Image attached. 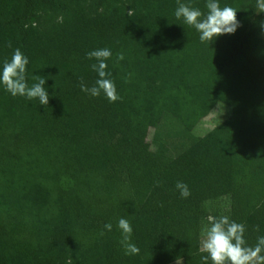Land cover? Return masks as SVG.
I'll use <instances>...</instances> for the list:
<instances>
[{"label": "trees", "instance_id": "1", "mask_svg": "<svg viewBox=\"0 0 264 264\" xmlns=\"http://www.w3.org/2000/svg\"><path fill=\"white\" fill-rule=\"evenodd\" d=\"M218 3L240 26L209 44L177 0H0V69L19 48L26 82L49 93L43 106L0 83V264H202L207 204L221 199L249 245L264 235V13ZM104 48L116 102L79 87L95 85L87 53ZM218 104L229 115L196 136Z\"/></svg>", "mask_w": 264, "mask_h": 264}, {"label": "clouds", "instance_id": "2", "mask_svg": "<svg viewBox=\"0 0 264 264\" xmlns=\"http://www.w3.org/2000/svg\"><path fill=\"white\" fill-rule=\"evenodd\" d=\"M178 2L175 11L177 19H183L184 23L192 26L200 35L201 42L210 44L215 38L224 34H233L240 26L237 19V10L231 6L221 7L218 0H207V12H202L199 8L191 7L185 3ZM255 10L257 13H264V0H256ZM11 47V42L8 44ZM110 49H97L87 53L89 59L95 58L96 63L92 64V69L97 72L98 79L95 85L87 87L83 81L80 82V90L88 93L92 97H98L104 93L109 102H116L121 99L117 94L115 83L109 79L110 73L106 71L108 65L106 61L111 58ZM123 53L117 54V60H123ZM28 58L19 48L15 49L10 60L3 63L0 69V83L12 96L27 97L29 100L38 99L40 105L47 106L49 103V93L45 88L46 80L35 76L37 83L28 85L26 82V66ZM62 118V117H61ZM176 188L183 198L190 196V191L186 184L177 182ZM105 229L111 231L112 225L107 223ZM118 227L122 231L121 243L124 246L126 255L139 254V248L131 243L132 226L127 219L121 218ZM259 231V226L256 227ZM245 225L231 221L228 216L216 217L208 215L206 223L201 229L200 252L207 253L201 257L202 264H264V235L257 238L255 245H249L245 238ZM103 234V233H101Z\"/></svg>", "mask_w": 264, "mask_h": 264}, {"label": "rangeland", "instance_id": "3", "mask_svg": "<svg viewBox=\"0 0 264 264\" xmlns=\"http://www.w3.org/2000/svg\"><path fill=\"white\" fill-rule=\"evenodd\" d=\"M229 115L228 108L221 106L220 104L214 106V108L210 111L209 115L197 126L194 131L196 136H204L209 131L214 129L223 119H225ZM154 136V130L150 132V140H152ZM211 215L216 217L220 216H228L230 203L228 199H221L216 202H211L207 204ZM174 264H183V262H177Z\"/></svg>", "mask_w": 264, "mask_h": 264}]
</instances>
